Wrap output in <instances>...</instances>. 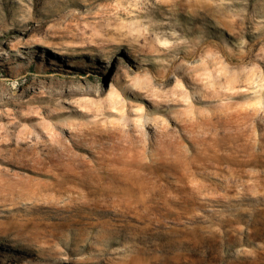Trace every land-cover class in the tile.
Instances as JSON below:
<instances>
[{"label": "rangeland", "instance_id": "obj_1", "mask_svg": "<svg viewBox=\"0 0 264 264\" xmlns=\"http://www.w3.org/2000/svg\"><path fill=\"white\" fill-rule=\"evenodd\" d=\"M0 264H264V0H0Z\"/></svg>", "mask_w": 264, "mask_h": 264}, {"label": "bare ground", "instance_id": "obj_2", "mask_svg": "<svg viewBox=\"0 0 264 264\" xmlns=\"http://www.w3.org/2000/svg\"><path fill=\"white\" fill-rule=\"evenodd\" d=\"M36 45L39 46L40 43H37ZM43 46H44V47H50L49 45H46V44H44ZM54 53L57 54V55H62V54H64V51H63V49H57V48H56V49L54 50Z\"/></svg>", "mask_w": 264, "mask_h": 264}]
</instances>
